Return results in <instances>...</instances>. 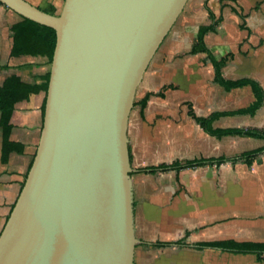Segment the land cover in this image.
Here are the masks:
<instances>
[{
    "label": "crops",
    "instance_id": "obj_1",
    "mask_svg": "<svg viewBox=\"0 0 264 264\" xmlns=\"http://www.w3.org/2000/svg\"><path fill=\"white\" fill-rule=\"evenodd\" d=\"M28 1L59 14L65 0ZM21 19L0 2V85L14 73L27 75L32 81H39L45 73V66L24 68L25 62L44 63V56L11 55V25ZM213 23L215 27L205 34L204 41L211 57L225 61L223 77L251 79L264 90V0H188L152 57L128 118L134 219L140 240L135 264L148 247L182 250L200 241H264V150L250 163L227 160L188 165L196 159L264 149V137L216 135L190 114V109L199 117L224 112L212 123L213 129L264 131V101L255 113L239 112L255 102L252 86L226 88L216 80V69L208 54L194 51L200 28ZM12 122L14 139L34 143L43 123L39 98L19 103ZM2 148L0 112V233L32 159L30 151L12 152L4 163ZM169 241L181 244L155 245ZM205 250L212 255L230 252ZM254 260L261 263L256 255Z\"/></svg>",
    "mask_w": 264,
    "mask_h": 264
},
{
    "label": "water",
    "instance_id": "obj_2",
    "mask_svg": "<svg viewBox=\"0 0 264 264\" xmlns=\"http://www.w3.org/2000/svg\"><path fill=\"white\" fill-rule=\"evenodd\" d=\"M188 0H65L33 164L0 233V264H135L127 134L136 90Z\"/></svg>",
    "mask_w": 264,
    "mask_h": 264
},
{
    "label": "trees",
    "instance_id": "obj_3",
    "mask_svg": "<svg viewBox=\"0 0 264 264\" xmlns=\"http://www.w3.org/2000/svg\"><path fill=\"white\" fill-rule=\"evenodd\" d=\"M213 16V15H212ZM216 23L208 26H202L199 30L198 38L194 46L195 52H205L211 58L216 69V80L224 85L226 88L231 89L234 87H240L244 85H251L256 100L255 102L245 108L241 109L240 113H255V111L263 104L264 90L263 87L254 80L251 79H239V80H226L222 75L223 60H216L211 57L210 52L205 44L204 37L208 31L214 29ZM13 45L11 55L13 57H19L22 55L30 56H44L51 63L54 56V51L57 42L56 30L48 25L37 22L33 19L22 17V19L13 25H11ZM50 70L39 77V81H32L27 75L23 74H11L0 85V112H1V127L3 129V148H2V162L7 163L12 152L25 153L30 151L32 159L29 165L28 172L33 164L34 157L37 152L39 144L40 134L42 126L39 129V134L36 136L34 143H26L20 140L14 139L12 131L14 124L12 117L17 106L21 102H30L32 98L38 97L40 107L42 111V121L44 119L47 92L49 87ZM147 96L142 105L145 106L148 100ZM190 114L198 121V123L207 131L215 133L216 135H228L238 134L245 136H261L264 137V131L257 129H242V128H225V129H213L212 123L219 118L224 112H215L208 117L196 116L192 109ZM264 149L244 152L235 156H221L215 159H196L188 163L189 166H197L206 162L222 163L227 160L239 161L245 160L250 163L251 158L256 157ZM165 168V167H164ZM27 172V174H28ZM27 177V175H26ZM26 180V178H25ZM23 182L22 187L24 186ZM181 244L179 241L158 242L155 245L157 247H169ZM188 246L196 249L205 248H220L222 250H228L233 253H253L256 255L257 260L264 261V241H238L235 239L226 240H212V241H200L194 244H188Z\"/></svg>",
    "mask_w": 264,
    "mask_h": 264
},
{
    "label": "rangeland",
    "instance_id": "obj_4",
    "mask_svg": "<svg viewBox=\"0 0 264 264\" xmlns=\"http://www.w3.org/2000/svg\"><path fill=\"white\" fill-rule=\"evenodd\" d=\"M27 65H29V67L36 66L39 68L45 66V73L48 70H50L51 67V63L47 60L46 57L44 63L25 62L24 68ZM38 134L39 131L37 135ZM142 256L143 257H140L139 255V258L137 259V264H264V262L261 263L256 262L254 260L255 254L253 253L236 254L225 251L224 253L221 254L212 255L209 254V250L196 249L190 246L189 249H182V250H171V249L155 250L148 247V248H144Z\"/></svg>",
    "mask_w": 264,
    "mask_h": 264
}]
</instances>
